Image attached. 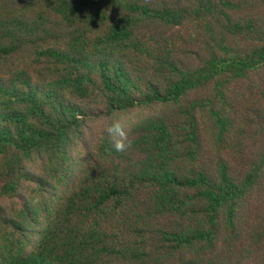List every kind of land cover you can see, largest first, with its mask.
I'll use <instances>...</instances> for the list:
<instances>
[{
    "label": "trees",
    "instance_id": "obj_1",
    "mask_svg": "<svg viewBox=\"0 0 264 264\" xmlns=\"http://www.w3.org/2000/svg\"><path fill=\"white\" fill-rule=\"evenodd\" d=\"M0 264H264V0H0Z\"/></svg>",
    "mask_w": 264,
    "mask_h": 264
},
{
    "label": "clouds",
    "instance_id": "obj_2",
    "mask_svg": "<svg viewBox=\"0 0 264 264\" xmlns=\"http://www.w3.org/2000/svg\"><path fill=\"white\" fill-rule=\"evenodd\" d=\"M106 132L112 138V147L117 153H127L133 147L134 141L119 119H113Z\"/></svg>",
    "mask_w": 264,
    "mask_h": 264
}]
</instances>
